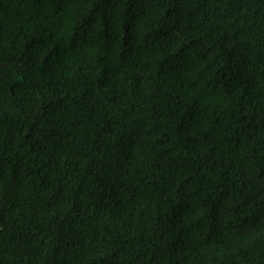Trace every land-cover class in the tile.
Wrapping results in <instances>:
<instances>
[{
    "label": "trees",
    "instance_id": "trees-1",
    "mask_svg": "<svg viewBox=\"0 0 264 264\" xmlns=\"http://www.w3.org/2000/svg\"><path fill=\"white\" fill-rule=\"evenodd\" d=\"M0 264H264V0H0Z\"/></svg>",
    "mask_w": 264,
    "mask_h": 264
}]
</instances>
